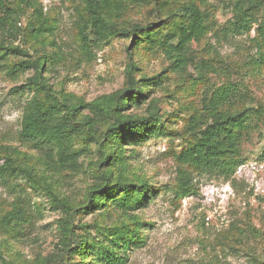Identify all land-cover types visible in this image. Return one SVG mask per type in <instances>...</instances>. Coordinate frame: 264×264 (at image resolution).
Returning <instances> with one entry per match:
<instances>
[{
	"label": "rangeland",
	"instance_id": "374dc122",
	"mask_svg": "<svg viewBox=\"0 0 264 264\" xmlns=\"http://www.w3.org/2000/svg\"><path fill=\"white\" fill-rule=\"evenodd\" d=\"M31 1L42 8L53 26L51 33L45 34V44L53 46L46 48L50 59L44 76L55 91L91 102L124 87V69L132 59L139 68L136 77H151L169 67V58L160 50H143L135 56L130 38L111 39L91 47L86 53L76 27L82 0ZM194 1L206 14L207 32L199 43H192L186 53V71L190 76L184 71L164 73L161 85L150 87L144 106L133 111L145 115L148 103L157 100L159 113H165L168 129L167 134L150 132L136 144L131 142L125 146L130 171L145 178L154 189L137 212H130L138 217V224L124 220L117 213L107 216L106 209L100 213L79 214L73 222L75 237L71 243L80 236L88 238L89 242L91 239L104 241L101 230L115 224L125 223L129 229L136 226L139 231L141 238L131 243L124 254L117 251L122 257L120 262L102 259L98 264H264V193L250 194L245 184L234 181L238 187H233V196L210 209L213 216L208 224L202 223V216H206L209 209L199 194L180 199L175 196L178 165L172 155L181 149L183 140L171 131H181L182 118L190 113L189 106L198 108L205 87L218 88L228 82L239 93L238 107L264 105V69L253 63L258 57L255 29L264 19V10L254 17L249 30H237L232 24L233 0ZM183 2L170 0L171 10ZM152 9L153 4L134 7L126 18L130 22L156 21ZM24 10L26 15L17 24L21 29L32 16L31 8ZM6 41L8 51L4 55L5 50L0 51V217L19 207L23 218L16 225L14 222L8 225V233L0 229V255L12 264H40L57 252L60 224L65 215L48 193L46 184L52 183L51 190L57 198H66L71 205L81 204L87 188L99 181L96 155L79 157L82 165L79 172L54 174L43 164L36 150L19 142L23 107L32 97V91L24 85L33 74L31 69L21 72L12 68L21 61L32 60L35 50L41 54L42 46L26 34ZM200 65L203 69L198 67ZM198 73L203 78L195 82ZM190 88L194 90L191 95L186 92ZM263 151L264 120L253 118L250 135L241 144V158L243 162L257 161ZM194 177L199 185L218 186V196L226 193L221 185L230 182L233 176L226 182L215 177ZM257 178L264 189V176ZM230 225L237 226L235 232L228 231ZM250 226L256 231L254 236L253 233L244 237L238 234V229L248 231L252 229ZM0 264L5 263L0 261Z\"/></svg>",
	"mask_w": 264,
	"mask_h": 264
},
{
	"label": "trees",
	"instance_id": "16d2710c",
	"mask_svg": "<svg viewBox=\"0 0 264 264\" xmlns=\"http://www.w3.org/2000/svg\"><path fill=\"white\" fill-rule=\"evenodd\" d=\"M82 1V12L78 15L76 27L86 53L90 52L91 47H98L111 39L130 38L135 56L143 50H160L169 58V67L151 77H136L139 68L132 59L124 69V87L91 102H84L73 94L55 91L44 76L48 72L45 66L50 59L46 48L53 46L45 44V34L51 33L53 28L50 19L31 0H0V51L5 50L3 55L8 51L4 42L16 39L21 34L22 37L26 34L42 46L41 54L35 50L32 60L21 61L12 68L14 71L18 68L21 72L31 69L33 74L24 85L32 91V97L23 107L19 142L36 150L43 164L54 174L79 172L82 169L79 157L94 153L100 181L97 179L87 188L83 202L77 205H71L66 198H57V194L51 190L52 183L46 184L48 193L54 202L60 204L65 215L60 224L57 252L41 260L40 264H98L102 259L120 262L122 257L117 251L121 250L124 254L131 243L141 238L136 226L129 229L124 223L104 227L101 230L104 241L91 239L89 242L88 238L80 236L74 243L70 242L75 237L73 222L79 214L100 213L106 209L107 216L117 213L124 220H133L135 225L138 224V217L130 212H137L154 189L145 178L130 171L125 146L131 145V142L136 144L150 132L155 135L167 134L168 129L165 113H159L157 100L148 103L145 115L133 111L144 106L150 87L160 86L164 73L170 70L184 71L190 76L186 71V53L190 45L199 43L207 32L206 14L194 0H183L174 11L170 8V0ZM151 4L154 5L152 10L157 16L156 21L141 23L127 20L130 9ZM29 8L32 9L31 20L21 29L17 24L26 15L24 9ZM233 9L235 16L232 24L237 30H249L254 17L264 10V0H233ZM255 34L258 57L253 59V63L264 69V19L258 23ZM203 66L206 69L204 63ZM203 66L198 67L203 69ZM202 78L198 73L194 81ZM186 92L190 94L194 90L190 88ZM239 99V93L228 82L218 88L208 89L206 86L200 94L198 108L188 107L190 113L182 118L181 131H171V134L183 140L181 149L172 155L178 165L175 178L177 198L199 194L200 185L194 176L221 178L226 182L244 163L241 144L250 135L253 118L264 120V105L238 107L236 103ZM178 118L181 119V116ZM263 157L264 151L258 160ZM230 182L232 187H238L234 181ZM22 215V210L14 207L0 217V229L8 233V225L12 222L16 225L23 218ZM236 228L230 225L228 231L235 232ZM250 233L254 236L255 229H238L242 237ZM0 261L12 264L1 255Z\"/></svg>",
	"mask_w": 264,
	"mask_h": 264
},
{
	"label": "built area",
	"instance_id": "2783aa9c",
	"mask_svg": "<svg viewBox=\"0 0 264 264\" xmlns=\"http://www.w3.org/2000/svg\"><path fill=\"white\" fill-rule=\"evenodd\" d=\"M257 176H264V157L261 160L253 162H244L240 164L232 177V180L238 183L245 184L248 192L261 194L264 193L261 183L258 184ZM260 185V186H259ZM225 188L226 193L217 196L218 186L212 184H204L199 187V197L203 200V204L209 209L206 210V216L204 217L205 224L212 221L213 211L210 210L214 208L215 205L221 202V200H229L233 196V187L231 182H226L221 185ZM258 196V195H256Z\"/></svg>",
	"mask_w": 264,
	"mask_h": 264
}]
</instances>
